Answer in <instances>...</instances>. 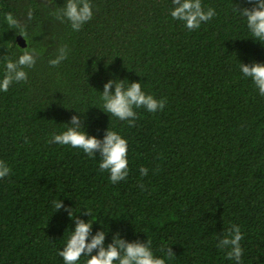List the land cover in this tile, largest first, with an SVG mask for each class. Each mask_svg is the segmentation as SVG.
I'll list each match as a JSON object with an SVG mask.
<instances>
[{
    "label": "trees",
    "instance_id": "trees-1",
    "mask_svg": "<svg viewBox=\"0 0 264 264\" xmlns=\"http://www.w3.org/2000/svg\"><path fill=\"white\" fill-rule=\"evenodd\" d=\"M43 2L0 0V80L5 56L16 61L27 47L40 54L27 83L0 91V161L11 169L0 180V264H64L58 253L75 223L54 201L91 220L93 235L104 231L105 246L117 233L149 239L165 264H235L216 246L235 224L242 264H264V96L240 70L264 64V44L235 11L254 5L202 0L216 15L189 31L171 17L173 0H90L93 18L77 32L53 15L66 0ZM8 13L24 26L25 48ZM65 45L68 58L50 66ZM109 80L141 83L166 107L134 109L129 126L103 111ZM74 115L90 137L103 140L110 128L127 140L125 181L111 182L98 152L48 143Z\"/></svg>",
    "mask_w": 264,
    "mask_h": 264
},
{
    "label": "clouds",
    "instance_id": "clouds-1",
    "mask_svg": "<svg viewBox=\"0 0 264 264\" xmlns=\"http://www.w3.org/2000/svg\"><path fill=\"white\" fill-rule=\"evenodd\" d=\"M44 0L43 4H47ZM247 3L254 7L240 8L235 5V11L246 18L247 27L250 30L254 40L264 44V0H247ZM174 8L170 15L174 20L184 23L189 31L198 30L203 23H207L216 15L214 8L209 7L205 11L202 0H173ZM57 20L64 22L65 19L70 23L73 31H81L83 26L93 18V6L90 0H66V4L60 11L53 13ZM6 21L10 29H18V35L26 40V31L24 26L13 17L11 13L6 14ZM33 18V11L29 9L28 19ZM22 55L16 61H12L5 56V73L0 80V91L7 92L10 86L15 83L28 82V73L26 69H33L36 66L39 53L35 50L21 49ZM67 46H61L54 59L48 61L52 67H58L68 58ZM240 70L244 77L251 78L259 94L264 96V64L252 63L240 64ZM115 88L113 93L112 89ZM100 99L103 101V111L111 116L117 117L120 121H127L129 126H135V120L138 118L134 109L144 108L150 113L163 111L166 107V101L157 100L152 95L146 94L142 90L141 83H129L125 87L124 81L109 80L104 84V90ZM84 122L80 116L71 117L70 125L66 124L67 130L61 134H53L48 141L49 144H59L61 146H71L75 149H81L89 157H96L98 152L101 156L99 163L100 170L110 173V180L113 184L125 181L129 175L128 161V142L117 132L106 131L104 139L90 137L86 131H81ZM27 143V140L25 141ZM142 176H147L148 169L141 168ZM10 167L0 161V180L9 176ZM143 189V185L141 184ZM56 212L64 209L69 217L75 223V230L68 239L66 246L58 254L64 260V264H78L82 256H87V264H165V259L157 258L151 251V240L147 243L128 242L120 238L119 233L113 237V242L105 246L106 235L104 231H98L93 235V224L89 220L76 217L73 219V209L66 208L63 201L53 202ZM84 214L91 216L90 213ZM216 245L221 250L227 249V257L234 260L235 264H242L241 257L243 249L241 241L244 236L241 228L235 224L228 230L222 238H218ZM90 240V242H89ZM163 250V249H162ZM97 252L93 255V252ZM167 256H175L172 248L167 249Z\"/></svg>",
    "mask_w": 264,
    "mask_h": 264
},
{
    "label": "water",
    "instance_id": "water-1",
    "mask_svg": "<svg viewBox=\"0 0 264 264\" xmlns=\"http://www.w3.org/2000/svg\"><path fill=\"white\" fill-rule=\"evenodd\" d=\"M16 41L21 48H25L27 46L25 39L20 35L17 36Z\"/></svg>",
    "mask_w": 264,
    "mask_h": 264
}]
</instances>
